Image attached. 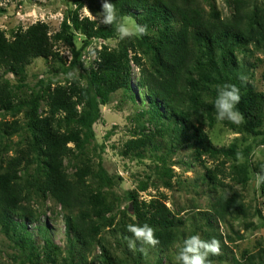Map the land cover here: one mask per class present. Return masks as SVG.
Returning <instances> with one entry per match:
<instances>
[{"label": "trees", "instance_id": "obj_1", "mask_svg": "<svg viewBox=\"0 0 264 264\" xmlns=\"http://www.w3.org/2000/svg\"><path fill=\"white\" fill-rule=\"evenodd\" d=\"M111 2L118 16H130L140 24H147L148 33L120 40L113 49L104 46L97 50L95 67L86 76L84 85L75 79L71 85L51 89L41 80L37 91L28 96L20 93L26 86V69L34 60H51V74L68 73L80 64L81 58L82 49L77 50L74 44V32H79L85 40H110L117 36L111 26H100L97 21L81 19L78 13H72L55 35H49V26L42 22L18 30L13 39L0 31V69L3 70L0 114L16 116L26 112L24 125L18 120L0 121V142L5 136L19 133L22 126L28 130L25 145L17 149L0 173V230L22 249L31 264L38 255L35 235L28 229L27 221L35 220V215L31 208L20 206L31 194L39 199L49 197L61 207L70 243H79L84 250L99 243L104 228L101 221L109 208L103 192L91 180L94 177L110 184L112 178L101 158L98 170L94 171L78 155L95 138L93 126L101 118L100 107L106 106L120 90L127 92L135 103H138V94L140 116L149 126H141L136 137L126 143L124 156L145 159L148 152L159 150L172 156L189 146L193 148L194 160L205 168L202 179L208 186L210 210L192 216L191 221H203L211 232V235L207 233L209 240L222 239L216 225L228 217L248 216L241 193L219 195L218 191L225 187L224 180L228 178L246 185L250 167L239 165L228 171L226 164L237 156V145L215 146L205 127L212 129L217 124L213 106L217 85L230 83L240 89L237 110L243 114L244 121L239 126L225 121L223 126L254 137L264 134V91H259L252 81L251 64L240 58L255 48H264V2L252 8L249 0H231V15L227 17L215 7L208 12L200 0ZM75 4L79 10L84 1L76 0ZM60 41L72 49L73 59L68 67L55 48ZM133 64L140 73L137 92L133 86ZM9 74L16 78V85L6 79ZM43 103L46 111L41 110ZM202 156L223 157V160L210 169L205 167ZM72 158L79 159L80 165L70 175L65 162ZM155 167L160 181L172 188L175 174L167 160L158 159ZM251 169L257 173L264 167L251 166ZM146 187L147 183L141 182L126 194L136 219L131 224L153 227L160 241L155 248L169 251L185 223L164 200H141L138 190L144 191ZM260 188L264 194V184ZM127 225H119L117 232L128 247L126 238L131 234L127 232ZM47 228L45 224L40 225L38 233L50 249L52 242ZM141 247L137 242L135 250L129 247L127 250L142 253ZM157 264H162L161 260Z\"/></svg>", "mask_w": 264, "mask_h": 264}, {"label": "rangeland", "instance_id": "obj_2", "mask_svg": "<svg viewBox=\"0 0 264 264\" xmlns=\"http://www.w3.org/2000/svg\"><path fill=\"white\" fill-rule=\"evenodd\" d=\"M76 0H0V31H3L8 39H13L18 30H26L30 26L42 22L49 26V35H55L61 31L64 21L70 20L72 13H78L79 17L91 19L85 6L93 15L101 10L102 0H83L84 5L77 10ZM209 12L215 7L223 17L231 15V0H200ZM251 7L261 4L264 0H249ZM95 21V20H94ZM74 44L77 50L82 49L80 64L63 74H51L50 62L45 59H36L26 69V86L20 90L21 95L28 96L37 91L39 82L44 81L54 89L57 85H71L78 79L84 85L86 76L95 67L97 59L96 51L104 46L116 48L119 39L117 36L110 40L91 39L85 40L79 32H74ZM86 42L88 44H86ZM86 44V46H84ZM251 47V46H250ZM66 61V67L71 64L73 53L71 46L60 41L55 47ZM253 49V47H252ZM251 64L254 72L253 82L259 91H264L262 74L264 72V48H255L252 53L240 55ZM50 63V64H49ZM0 69V74L2 73ZM71 74V75H70ZM83 76L85 78H83ZM139 69L133 64V86L136 87L139 79ZM11 84L16 85V78L9 74L6 76ZM19 90V88H18ZM135 92L137 89L135 88ZM140 103L139 96L136 94ZM129 99V94L123 90L114 93L106 106H101V118L94 124L95 138L90 140L81 158L89 163L94 171L98 170L100 158L108 176L112 178L110 184L92 178L91 182L103 192L106 207L109 212L101 221L104 224L100 241L93 244L89 250H84L80 244L70 243L66 233V223L61 207L56 202L48 199H39L30 195L20 204L22 207L31 208L34 211L35 220L27 221L28 229L34 233L36 240V254L33 264H173V257L183 241L191 235H200L204 240H209L211 232L203 221H191L192 216L199 212L210 210L211 200L208 194V186L203 181L206 172L201 162L193 158V148L186 146L178 150L172 156H166L164 150L148 152L145 159H137L132 156H124L126 143L135 138L141 126L149 127L141 118L139 104ZM45 103L41 110L46 111ZM146 118V116L144 117ZM18 120L22 125L26 123V112L16 116L12 114H0V121L11 123ZM212 143L217 147H230L237 145L238 151L243 154V161L237 156L229 160L226 169L230 171L234 166L248 165L250 167V180L246 185L237 184L231 178L224 180L225 187L218 191L231 195L234 191L241 193L248 212L247 217H228L220 222L217 233L222 235L220 239L221 254L210 256L212 264H264V194L260 187L253 183L255 172L251 166L262 165L264 167V134L254 137L247 133H239L217 124L212 128L205 127ZM264 130V129H263ZM28 140V130L22 126L19 133L5 136L0 142V173L6 168L8 160L16 154L17 149L25 145ZM73 146V145H72ZM158 159L167 160L175 177L172 178L173 187L168 188L159 179L156 172ZM205 167L213 169L223 157L212 158L202 156ZM161 163V162H159ZM80 165V160H66V170L70 175L75 174ZM161 165V164H160ZM22 173L21 175H23ZM147 183L144 191L138 190L141 200L149 202L152 199L164 200L169 209L181 218L185 225L179 229L178 239L169 251L145 246L142 253L129 252L123 239L117 230L119 225L130 224L135 221L132 203L126 199L128 191L135 190L139 183ZM25 221V219H22ZM36 221V222H35ZM47 225L48 235L51 237L52 246L47 248L38 233L41 225ZM185 233V235L182 234ZM208 233V234H207ZM0 264H31L22 249L0 230Z\"/></svg>", "mask_w": 264, "mask_h": 264}, {"label": "clouds", "instance_id": "obj_3", "mask_svg": "<svg viewBox=\"0 0 264 264\" xmlns=\"http://www.w3.org/2000/svg\"><path fill=\"white\" fill-rule=\"evenodd\" d=\"M88 16L97 21L101 26H111L117 34L119 40L133 37H142L148 33V25L140 24L130 16H118L115 4L111 0H102L101 10L95 15L85 6ZM71 75V74H70ZM243 80L244 77H241ZM217 96L213 102L215 120L218 126H223L225 121L241 125L244 121L243 114L237 110V105L241 102L240 89L233 84L225 83L217 85ZM237 159L243 161V154L238 152ZM256 187L264 184V169L255 174L254 181ZM127 232L131 236L127 237L128 247L131 250L137 248V242L142 246L155 248L160 241L156 238L155 229L148 224L137 225L128 224ZM221 254L220 241L216 238L204 240L200 235H191L183 241V245L173 257V264H212L210 256Z\"/></svg>", "mask_w": 264, "mask_h": 264}]
</instances>
